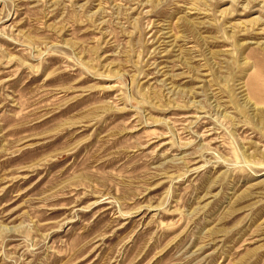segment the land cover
I'll return each instance as SVG.
<instances>
[{
    "label": "rangeland",
    "instance_id": "obj_1",
    "mask_svg": "<svg viewBox=\"0 0 264 264\" xmlns=\"http://www.w3.org/2000/svg\"><path fill=\"white\" fill-rule=\"evenodd\" d=\"M0 264H264V0H0Z\"/></svg>",
    "mask_w": 264,
    "mask_h": 264
}]
</instances>
